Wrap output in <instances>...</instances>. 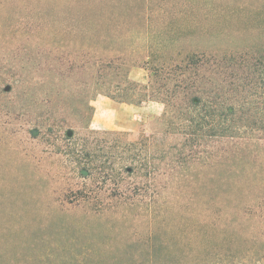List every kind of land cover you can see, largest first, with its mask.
<instances>
[{
    "label": "rangeland",
    "instance_id": "rangeland-1",
    "mask_svg": "<svg viewBox=\"0 0 264 264\" xmlns=\"http://www.w3.org/2000/svg\"><path fill=\"white\" fill-rule=\"evenodd\" d=\"M4 1L0 8V264H101L99 256L110 259L121 253L129 264L137 242L142 245L150 232L180 238L184 224H194L199 208L211 197L203 186L183 185L178 176L174 180L160 176L167 185L158 199L159 212L151 216L144 204L149 199L146 167L135 170L134 156L140 152L126 149L145 135L147 144L159 148L157 154L164 157L157 161L160 171L173 168L177 150L170 146L177 140L174 134L163 138L164 104L147 97L120 100L104 93H81L80 85L60 80L43 89L35 86L47 73L38 69V46L27 20L37 8L63 7L71 0ZM99 5L116 11L129 6L169 13L170 26L188 28L180 39L214 52H241L248 58L264 51V0H114V5L105 0ZM101 24L103 32L112 29L107 21ZM113 27L124 30L129 23L119 20ZM147 74L142 66L130 68L135 81L145 82ZM15 79L19 83L8 90ZM69 86L74 87V96L68 98ZM46 89L53 93L49 102L44 101ZM52 108L56 118L49 117ZM144 156L143 152L138 157L139 164ZM239 156L223 157L206 170L208 176H215L211 185H220L234 167L251 174L264 164V155L251 154L248 166L243 152ZM239 175L234 181L248 185ZM229 208L222 218V223L229 219L228 236L215 239L214 264H220L221 258L223 264H237L234 255L240 251L243 256V230H237L232 212L238 206L232 203Z\"/></svg>",
    "mask_w": 264,
    "mask_h": 264
},
{
    "label": "trees",
    "instance_id": "trees-1",
    "mask_svg": "<svg viewBox=\"0 0 264 264\" xmlns=\"http://www.w3.org/2000/svg\"><path fill=\"white\" fill-rule=\"evenodd\" d=\"M3 1L0 8L6 5ZM54 1L60 0H49ZM103 1L71 0L63 7L31 11L27 21L38 46V69L49 74L41 75L35 86L43 89L60 80L80 85L81 93H104L120 100H159L164 104L160 118L163 138L174 134L177 140L170 146L177 150L173 168L160 171L157 161L164 157L157 154L159 148L147 144L145 135L126 147L130 152H140L134 156L137 162L133 165H138L133 168L146 167V208L151 216L159 212L158 199L167 185L159 177L164 175L172 180L181 177L183 185L189 182L203 186L205 195L211 197L199 208L196 222L184 224L180 238L150 232L142 245L137 242L129 264H214V241L228 236L229 219L222 223V218L226 211L230 213L232 203L238 206L232 211L237 230H243V256L240 251L234 255L237 264H264V164L261 171L252 170L251 174L234 167L233 173L230 169L215 186L211 185L215 176H208L206 171L223 157L241 158L243 152L248 166L251 154L264 155V51L248 58L241 52H214L180 39L188 28L170 26L166 21L171 18L169 13L129 6L120 11L103 9L99 5ZM108 2L114 5V0ZM119 20L127 21L129 28L113 27ZM102 21L112 29L103 32ZM133 66L147 70L145 82L130 77ZM13 81L8 83V90L19 83ZM69 87L68 98L74 96V87ZM49 89L45 91L46 102L53 94ZM48 113L56 118L53 108ZM141 152L145 156L139 164ZM239 174L248 183L245 187L234 181ZM204 177L210 181L207 183ZM126 257L121 253L99 259L101 264H126ZM223 261L221 258L220 264Z\"/></svg>",
    "mask_w": 264,
    "mask_h": 264
}]
</instances>
